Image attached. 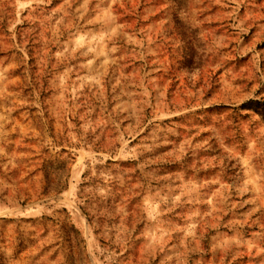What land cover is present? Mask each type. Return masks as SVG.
I'll return each mask as SVG.
<instances>
[{
    "label": "rangeland",
    "instance_id": "rangeland-1",
    "mask_svg": "<svg viewBox=\"0 0 264 264\" xmlns=\"http://www.w3.org/2000/svg\"><path fill=\"white\" fill-rule=\"evenodd\" d=\"M0 264H264V0H0Z\"/></svg>",
    "mask_w": 264,
    "mask_h": 264
}]
</instances>
